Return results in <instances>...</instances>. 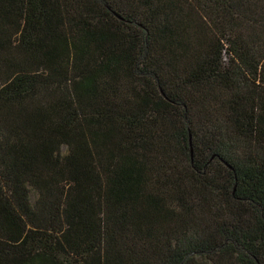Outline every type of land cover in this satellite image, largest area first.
<instances>
[{
	"label": "trees",
	"instance_id": "1",
	"mask_svg": "<svg viewBox=\"0 0 264 264\" xmlns=\"http://www.w3.org/2000/svg\"><path fill=\"white\" fill-rule=\"evenodd\" d=\"M0 264H264V0H0Z\"/></svg>",
	"mask_w": 264,
	"mask_h": 264
}]
</instances>
